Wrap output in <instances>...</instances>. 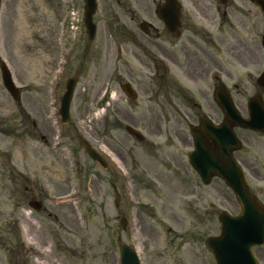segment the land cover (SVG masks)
<instances>
[{"label":"rangeland","instance_id":"1","mask_svg":"<svg viewBox=\"0 0 264 264\" xmlns=\"http://www.w3.org/2000/svg\"><path fill=\"white\" fill-rule=\"evenodd\" d=\"M164 1L98 0V31L90 42L84 0H2L0 57L22 88V101L4 89L0 73V264H120L119 235L137 249L142 264H216L207 239L221 234L222 211L237 215L240 207L223 181L204 185L189 164L196 117L182 120L175 111L169 119L153 116V110L170 107L153 105L149 82L137 87L133 103L120 88L130 79L117 48L122 5L155 11ZM179 1L191 34L217 32L215 21L207 26L195 9L211 5L210 15L217 0ZM222 19L223 83L244 104L257 92L264 97L229 62L233 26ZM74 75L80 79L71 120L62 125L60 99ZM126 125L146 142L130 137ZM236 131L247 184L264 202V134ZM80 136L102 153L109 169L94 163ZM111 182L119 190L118 208ZM32 196L43 201L40 211L29 207ZM254 253L264 264V246Z\"/></svg>","mask_w":264,"mask_h":264},{"label":"flooded vegetation","instance_id":"2","mask_svg":"<svg viewBox=\"0 0 264 264\" xmlns=\"http://www.w3.org/2000/svg\"><path fill=\"white\" fill-rule=\"evenodd\" d=\"M151 5H122L118 19V52L122 68L129 81L136 87L149 82L152 86V103L160 107L159 102L170 107V111L160 108L153 110V116L168 117L174 112L179 117L188 115L201 120L208 116L213 121L224 118V114L215 101L214 95L206 91L222 85L220 77L214 76V83L209 80L211 71L222 72L220 59L221 16L233 26L234 42L229 51V62L236 70L247 74L250 84L261 89L258 78L264 72V8L259 0H230L226 5H216L210 15V6H196L200 17L207 22H214L217 32L208 31L192 33L189 16L182 6L180 26L177 33H170L157 16ZM146 23L149 34L145 33L141 24ZM203 29V28H202ZM207 31L206 29H204ZM133 66V70L130 68ZM135 66V67H134ZM134 73L136 75H134ZM198 92L202 103L190 96L191 90ZM235 95L237 106L245 110V104ZM186 100L192 102L191 107H198L199 112H191ZM174 104L182 106L175 110ZM166 112V113H165ZM245 163V161L243 160ZM246 164V163H245Z\"/></svg>","mask_w":264,"mask_h":264},{"label":"water","instance_id":"3","mask_svg":"<svg viewBox=\"0 0 264 264\" xmlns=\"http://www.w3.org/2000/svg\"><path fill=\"white\" fill-rule=\"evenodd\" d=\"M85 4V25L90 40H93L97 32L94 15L98 3L97 0H85ZM178 5L177 0H167L165 6L160 9L161 18L166 22L169 30L174 23H177V16L172 13ZM1 70L5 87L15 100L20 101L21 92L15 86L11 73L4 62H2ZM77 80V77H73L67 83V92L62 99L61 107L63 122H67L69 119V108ZM262 80H264V76ZM123 89L132 98L135 97L128 86ZM218 99L227 115L225 122L216 126L211 121L205 120L201 126L195 129L196 149L191 154L190 161L205 184L210 183L213 177L218 176L234 190L241 205V214L232 216L224 212L220 217L223 223L222 234L219 237L209 238L208 244L215 253L217 264H258L252 248L264 243V206L249 192L242 169L234 157L233 152L241 147V142L234 133L233 127L239 124L264 132V103L256 98L257 102L250 104V119L245 120L240 117L233 101L227 94L218 93ZM126 130L138 139L142 138L134 128L128 126ZM207 138L212 140L213 145ZM80 141L88 150L91 158L106 166L86 140L81 139ZM30 205L38 210L42 206L40 202L30 203ZM121 250L123 264H139L133 250L127 248L123 243Z\"/></svg>","mask_w":264,"mask_h":264}]
</instances>
